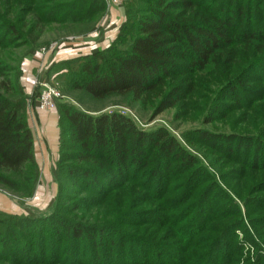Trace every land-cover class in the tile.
<instances>
[{"label": "trees", "instance_id": "obj_1", "mask_svg": "<svg viewBox=\"0 0 264 264\" xmlns=\"http://www.w3.org/2000/svg\"><path fill=\"white\" fill-rule=\"evenodd\" d=\"M68 1L59 12L58 21L61 23L89 20L108 7L107 0ZM124 2L127 19L115 40L106 47H94L88 53L52 62L39 75V81H46L57 66H66L70 69L68 79L73 90L84 91L97 100L128 94L135 100H141L147 94L159 92L170 80L196 71L214 68L224 80H228L230 72L223 68V64H234L240 57L248 60L261 55L262 60L258 61L264 65V0ZM144 4L148 14H141ZM32 27L30 35L36 44L44 28ZM12 73L13 70L0 63V184L16 191L22 180L33 193L40 180L41 169L29 124L28 106L32 103L38 107L42 85L37 84L33 95H29L21 81L22 65L16 74ZM241 76L228 80L224 89L228 90L235 84L236 91H239L237 85L242 80ZM180 83L167 92L159 111L173 107L182 99V92L186 89L184 83L187 82L182 80ZM191 87L187 86V93L192 91ZM57 111L59 158L51 170L53 181L58 186L57 195L46 207L49 212L39 213L29 207L23 213L0 210V264H87L82 255L89 247L96 255V262L115 258L116 248L124 251L120 255H127L128 243L115 240L120 233L112 223L72 221L61 217L58 209L52 210L64 198L62 183L66 178L78 184L81 191L94 193L99 198L93 203L95 207L112 208L113 200L119 196L121 203L115 199L118 205L115 204L108 215L120 216L123 212V217L130 220H127L129 225L157 227L158 242L146 235L148 230L127 233L129 241L151 247L140 264H165L168 261L166 254L175 264H239L243 248L236 243L229 245L233 255L228 252V247L223 248L229 231L244 227L246 222L241 212V220L235 218L233 206L236 203L231 195L227 194L231 205L227 202L215 207L218 211L227 210V213L212 220H227L228 223H219L206 244L208 246L201 247L206 241H194L195 232L191 233L195 223L189 220L190 214H185L189 206L169 207L175 201L170 197L182 190L187 193L186 200L192 198L191 192L188 194L195 175L192 169L202 166L198 157L175 136L164 128L143 130L132 118L118 111L94 114L70 106L61 99L57 100ZM199 137L208 141L211 148L223 150L216 144L221 139L227 143L224 151L230 155L243 151L248 154L247 161L250 159V163L258 164L250 167L264 168L262 138L214 134L205 130L199 131ZM167 177L170 180L162 189L159 182ZM175 179L181 180L179 188L170 184ZM140 188L158 203L142 213L124 212L122 206L125 203L130 205L140 194ZM127 201L132 202L129 204ZM236 206L240 211V206ZM79 208L80 205H74V210ZM171 213L174 215L169 216ZM138 218L140 221L132 220ZM171 219L175 220L174 223ZM166 235L177 241L169 247L178 251L184 249L183 252L180 250V258L157 251V259H151L153 249H159L162 245H159L160 240ZM251 236L249 233V238ZM103 238L109 241L107 250H101ZM196 248L199 249L193 250ZM99 253H103L102 256H98ZM162 254L164 259L160 258ZM261 263L258 259L254 262L248 260V264Z\"/></svg>", "mask_w": 264, "mask_h": 264}, {"label": "rangeland", "instance_id": "obj_2", "mask_svg": "<svg viewBox=\"0 0 264 264\" xmlns=\"http://www.w3.org/2000/svg\"><path fill=\"white\" fill-rule=\"evenodd\" d=\"M68 3V0H52L50 2L47 0H0V63L13 70L14 73L12 74H16L25 61L36 60L39 53H42V58L47 56L48 60L54 58L55 62H58L80 53H88L94 47H106L117 38L122 24L127 19L124 0H117L116 3L107 0L108 7L94 18L75 23H61L58 21L61 15L59 12ZM145 6L147 5H143L144 9L141 14H148ZM33 25L44 28V33L36 44L33 43V36L30 35ZM11 29L14 30L13 33ZM258 60H262L261 55H256L248 60L240 57L235 60L234 64H223L225 70L229 69V81H233L235 77L242 75V80L237 85L239 91H236L235 84L228 90L224 89L228 80H224L223 76L217 73V69L214 68L192 72L184 77L180 76L174 81L170 80L168 84L175 82L174 85L182 84L180 82L186 80L187 83H184L186 89L182 92V99L164 111H159L160 104L167 92L173 88L174 85L172 84L162 87L159 92L145 95L141 100H135L131 94L111 95L105 99L97 100L84 91L71 88L68 79L70 69L66 66L54 68V71L52 70L46 81L42 83L57 89L62 94L61 100L63 102L80 110L94 114L118 111L132 118L143 130L155 131L164 128L175 136L190 153L198 157L202 166L199 165L192 169L195 175L188 193L191 192L192 198L186 200L187 193H183L182 190L181 193L170 197H173L175 201L169 207L189 206L185 214H190L189 220H193L192 222L195 223L193 233H191L194 234L195 232L194 241L197 239L201 243L206 241L201 247L208 246L206 244H208L209 238L214 234L219 223H228L227 220H221V222L212 220V218L221 217L227 213V210L223 209L222 212L215 207L227 202L228 205H231L227 194L231 195L235 203L240 206V211H238L236 204L233 206L235 218L241 220L242 216L246 222L244 227L230 230L231 233L229 231L224 239L223 248L227 249L228 247V252L233 255V250L229 245L236 243L239 248H243L241 249L239 264H248L249 259L253 262L258 259L263 264L264 168H260V166L258 169L250 167L258 164L250 163V159L247 161L248 154L243 151L234 155L224 151L227 149V143L221 139L216 144L223 150L216 147L211 148L208 141L199 137V131L205 130L214 134L254 136L264 140V65H261L262 63L260 64ZM40 62L42 63L43 60ZM52 62L49 65L53 64ZM49 65L43 66L37 72L38 80L39 75L43 74ZM190 78L192 79L189 80ZM188 85H192V91L187 93ZM45 89L42 86L41 93ZM53 110H57V106ZM53 110L40 111L49 113ZM35 145L38 151L41 176L33 193L22 180H20V188L16 191L0 184V195L7 197L16 206L15 213H23L27 207L36 209L39 213L49 212L46 207L50 200L57 195L58 186L53 181L51 170L59 158V140L58 150L48 141L44 143L39 141ZM42 155L45 158H42ZM169 180L170 177H167L166 180L159 182L162 189ZM179 183L181 180L175 179L170 184L179 188ZM62 184L64 185V198L59 200L52 210L58 209L61 217L72 221L112 223V226L121 234H118V239L115 240L119 242L120 239L126 244L128 243L125 250L128 253L125 257L120 255L124 251L116 248L115 255H113L116 257L106 262L103 260L96 262V255L92 253V249L89 247L87 252L82 255L83 258H86L84 262L87 264H119L124 261H127V264H140L146 257V252L150 253L151 247L139 245L136 241H129L127 239L129 233L148 230L146 235L151 240L159 241L160 237L156 238L155 234L157 227L153 225L137 227L133 223L129 225L127 222L130 220L128 217H123V212L120 216L108 215L113 206L118 205L117 201L120 202L119 196L115 198L117 201L113 200L112 208L107 206L95 207L93 203L98 202L97 199L99 198L94 193L81 191L78 184L67 178ZM143 190L139 189L140 194L133 202L127 201L129 204L132 202L130 205L125 203L122 206L124 212L142 213L144 210H150L151 206L158 203V201L147 197ZM76 204L80 205V208L74 210ZM126 206L128 210L125 209ZM239 212H241V216ZM173 215L174 213H171L169 216ZM132 220L140 221L139 218ZM174 221L172 222L174 223ZM249 233L252 235L251 238H249ZM126 235L127 237H125ZM160 241L159 245H162L156 251L153 249L150 254L151 259H157V251H165L180 258L181 251L184 249L181 248V251H178L169 247L173 243L176 244L177 241L169 239L168 235L163 236ZM107 243H109L107 238H103L101 250L110 246ZM257 246L260 250H257ZM102 254L99 253L98 256H102ZM160 258L164 259V254ZM168 258L166 254L168 261L165 264H175ZM176 261L179 262L178 259Z\"/></svg>", "mask_w": 264, "mask_h": 264}, {"label": "crops", "instance_id": "obj_3", "mask_svg": "<svg viewBox=\"0 0 264 264\" xmlns=\"http://www.w3.org/2000/svg\"><path fill=\"white\" fill-rule=\"evenodd\" d=\"M48 55V54H47ZM39 57L36 60H27L22 64L23 76L21 78L22 84L25 87L27 94L33 95L36 87L37 72H39L43 66L47 67L54 58H42V53L38 54ZM43 62L41 63L40 61ZM28 119L31 130L33 132L35 144L39 141L44 143L45 141L53 144L54 148L58 150L59 140V113L57 110L46 113L39 110L32 103L28 106ZM48 139V140H47ZM36 146V145H35ZM38 160V151L35 149ZM42 158L44 155L41 156ZM45 158V157H44ZM39 162V161H38ZM0 210L15 213L16 206L12 204L7 197L0 195ZM15 210V211H14Z\"/></svg>", "mask_w": 264, "mask_h": 264}, {"label": "built area", "instance_id": "obj_4", "mask_svg": "<svg viewBox=\"0 0 264 264\" xmlns=\"http://www.w3.org/2000/svg\"><path fill=\"white\" fill-rule=\"evenodd\" d=\"M112 3H116L117 0H109ZM37 84L45 87V91H43L40 95L39 108L40 110H53L57 106V100L62 98V94L58 92L57 89L48 86L45 83L40 82L37 79Z\"/></svg>", "mask_w": 264, "mask_h": 264}]
</instances>
